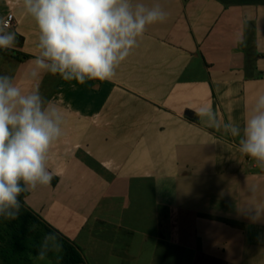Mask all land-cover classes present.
Listing matches in <instances>:
<instances>
[{
  "label": "crops",
  "instance_id": "obj_1",
  "mask_svg": "<svg viewBox=\"0 0 264 264\" xmlns=\"http://www.w3.org/2000/svg\"><path fill=\"white\" fill-rule=\"evenodd\" d=\"M141 2L160 3L168 20L147 28L111 81L79 84L51 74L25 82L37 29L22 0H0V20L14 14L7 30L17 38L11 56L0 54V75L15 77L25 92L38 88L65 117L48 162L55 184L30 192L27 203L81 249L83 232L98 220L112 234L98 238L104 249L96 264L138 263L144 255L143 246L116 245L119 232L132 238L147 229L108 218L137 193L166 223L156 230L150 264H184L187 255L185 264H264V215L253 219L264 206V170L254 164L248 172L238 139L196 114L210 106L222 122L242 125L264 91V0Z\"/></svg>",
  "mask_w": 264,
  "mask_h": 264
},
{
  "label": "clouds",
  "instance_id": "obj_2",
  "mask_svg": "<svg viewBox=\"0 0 264 264\" xmlns=\"http://www.w3.org/2000/svg\"><path fill=\"white\" fill-rule=\"evenodd\" d=\"M21 6L38 33V54L25 82L42 74L79 84L111 81L147 28L169 18L160 3L147 6L141 0H22ZM7 28L0 20V50L5 52L17 43L16 33ZM196 114L207 127L237 138L241 156L264 170V91L255 95L242 125L222 122L210 106ZM64 122L63 111L38 88L25 92L15 77L0 75V217L15 219L22 194L50 186V152L64 135ZM253 210V219L264 215V206ZM49 240L57 241L55 248L48 247ZM49 251H62L56 232L44 236L36 259L46 261Z\"/></svg>",
  "mask_w": 264,
  "mask_h": 264
},
{
  "label": "trees",
  "instance_id": "obj_3",
  "mask_svg": "<svg viewBox=\"0 0 264 264\" xmlns=\"http://www.w3.org/2000/svg\"><path fill=\"white\" fill-rule=\"evenodd\" d=\"M0 54L11 56L12 51L0 50ZM23 60V56H17ZM26 58H29L28 56ZM55 184V181L52 180ZM29 193L19 198L21 209L15 219L0 217V264H87L82 249L48 224L27 203ZM56 232L62 242V251L58 254L48 252L49 262L39 261L36 256L41 242L47 233ZM57 241L49 240L48 247L55 248Z\"/></svg>",
  "mask_w": 264,
  "mask_h": 264
},
{
  "label": "rangeland",
  "instance_id": "obj_4",
  "mask_svg": "<svg viewBox=\"0 0 264 264\" xmlns=\"http://www.w3.org/2000/svg\"><path fill=\"white\" fill-rule=\"evenodd\" d=\"M4 75H9V74H4ZM248 163H249V167L248 168V172H253L254 170V162L250 159H248ZM255 170H260L259 168H255ZM138 184H133L132 185V190L133 189H137ZM138 193L135 195H133V199L130 201L129 205H124L123 202L119 203L116 206V210L114 217L110 216L108 218H110V221H114L116 219V216H119L117 218L121 219L124 221V224L127 225H132V227H139L140 228H144L147 229V231L145 233L142 232H138L136 234V236L134 237H125V235L120 234L121 238L119 239V243L116 245V248L118 249H125L124 246L126 244V241L131 242V250H133L134 252L139 251L140 248L143 249L142 251L144 252V255L138 260V263H131V264H150L151 261V253L153 252L154 249V243H155V238L154 236H156L157 232V228H159V225H164L166 223L159 221L158 217L156 215V212H158L159 210L156 209L154 202L151 201L152 199H150L148 196L143 197L142 199L137 198ZM101 219H106L107 218V212H104V216L103 213L100 216ZM102 224H100L97 221H92V223H90L89 227H87L85 229V231L82 234V239L84 240V242L86 241V245H84L85 243H80V246L82 247V251L86 257L87 260V264H96L95 263V259H94V255L96 250L99 252L102 249H104V244L98 242L97 240H99V237H104L106 235H111L112 233L110 232H105L104 230H102ZM99 226V228H98ZM98 228V230H97ZM93 234L96 236V239L94 238ZM144 234H149L150 238L148 240L147 243L142 244L141 242V237ZM141 250V249H140ZM189 255H187V258L184 260V264L186 262L189 261ZM109 257H106L105 254L102 253L101 255V260H103L104 262H108L111 260V264H123L122 259L117 258V257H111V259H108ZM108 259V260H106ZM45 262H49V260H46Z\"/></svg>",
  "mask_w": 264,
  "mask_h": 264
},
{
  "label": "built area",
  "instance_id": "obj_5",
  "mask_svg": "<svg viewBox=\"0 0 264 264\" xmlns=\"http://www.w3.org/2000/svg\"><path fill=\"white\" fill-rule=\"evenodd\" d=\"M14 19H15V16L14 14H9L5 20V22L7 23L8 25V28L7 29H10L13 27V22H14Z\"/></svg>",
  "mask_w": 264,
  "mask_h": 264
},
{
  "label": "water",
  "instance_id": "obj_6",
  "mask_svg": "<svg viewBox=\"0 0 264 264\" xmlns=\"http://www.w3.org/2000/svg\"><path fill=\"white\" fill-rule=\"evenodd\" d=\"M186 114L189 116H192V112H187Z\"/></svg>",
  "mask_w": 264,
  "mask_h": 264
}]
</instances>
